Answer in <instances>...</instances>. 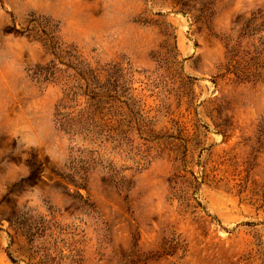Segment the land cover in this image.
<instances>
[{"label": "rangeland", "instance_id": "obj_1", "mask_svg": "<svg viewBox=\"0 0 264 264\" xmlns=\"http://www.w3.org/2000/svg\"><path fill=\"white\" fill-rule=\"evenodd\" d=\"M0 264H264V0H0Z\"/></svg>", "mask_w": 264, "mask_h": 264}]
</instances>
